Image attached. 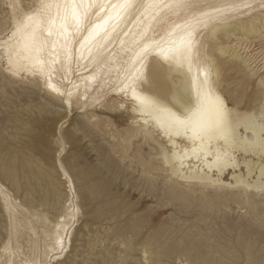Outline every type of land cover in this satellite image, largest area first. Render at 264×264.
Listing matches in <instances>:
<instances>
[{"label":"rangeland","instance_id":"374dc122","mask_svg":"<svg viewBox=\"0 0 264 264\" xmlns=\"http://www.w3.org/2000/svg\"><path fill=\"white\" fill-rule=\"evenodd\" d=\"M21 5L25 11L36 7L34 0H21ZM10 16L9 1L0 0L3 40L12 28ZM256 28L229 40L240 42L239 54L250 59L252 72L238 58L216 49L211 53L229 104L264 122V20ZM0 65L6 68L3 61ZM5 71L0 70V184L16 212L6 209L0 193V264L10 251L16 264L27 259L41 264H264V194L177 182L161 156L165 142L155 133V140L146 138L131 111L107 103L68 109L47 94L42 82ZM163 83L170 94L173 80L166 77ZM30 185L35 186L32 195ZM70 204L64 251L52 253L48 235Z\"/></svg>","mask_w":264,"mask_h":264},{"label":"bare ground","instance_id":"6f19581e","mask_svg":"<svg viewBox=\"0 0 264 264\" xmlns=\"http://www.w3.org/2000/svg\"><path fill=\"white\" fill-rule=\"evenodd\" d=\"M7 1L10 4L12 28L4 40L1 38L0 28V61L5 63L6 70L9 55H11L13 60L28 70L20 71L18 74L6 70V73L14 78H20L25 74L42 82L47 94L54 99H59L61 101L59 103L68 109L74 106L84 109L97 103H107L115 110L131 111L135 117L134 123L140 125L141 133L144 131L146 138L155 140L153 137L155 133L165 142V145L161 147V156L168 167L166 172L169 171L177 182L213 190L218 188V190H242L246 193L262 194L258 189L264 182V122L258 120L253 112L240 111L229 104L219 89L220 67L211 53L216 49L218 53L228 54L243 61L248 69H252L251 72L254 70L251 67L250 59L239 54L240 42H229V40L234 35L255 30L257 24L264 20V7L260 6L262 0H248L253 5L251 8H239L223 14L212 13L216 17L215 19L201 15L202 12H211L207 5L225 2L243 3L245 0H190L191 3L199 5V7L177 10L176 12L153 9L141 14L143 10L139 12L132 10L130 14L125 15L119 21L109 20L106 26L107 32H101L100 37H96L91 42H85L84 39L91 30L90 26H94V23H102L103 19L111 13V9L106 8L104 11H100L99 8H91L89 19L79 26V31H77L78 26L71 16L67 20L64 19V5L72 3L73 0H34L36 7L28 11L22 9L21 0ZM76 2L79 3L80 0H76ZM87 2H91V0H87ZM99 2L100 0H97V3ZM116 2L117 0H111L113 4ZM197 19L199 23H196ZM186 21H193L195 25L194 34L198 41L197 49L200 52V56L192 58L191 66L184 58V47L181 45V38L188 30L183 27ZM113 25H116L115 32L112 31ZM177 25L181 27H177ZM145 28H147V32L143 39H140L139 34ZM49 30L51 35H49ZM170 32L173 34L169 37L168 33ZM108 33L111 34L110 38L103 47H100L99 41ZM125 33L127 34L125 35ZM162 37L168 40L174 50L168 53L169 59L164 60L157 55L153 48H149L145 53L147 69L155 67L157 73H164V78L172 79L173 90L168 94V89L161 80L152 92H145L143 83L137 91L141 95L151 96L155 92L158 96H167L168 99L164 97V103L172 112H176V108L172 106L176 100L187 96L192 102L193 111L185 113V115L191 116L198 128H211L218 120L215 103V97L218 96L227 109L224 137L213 136L210 140L207 137L201 139L194 136L191 127L184 134L177 135L174 129L167 128L165 115L161 114L158 121L154 116L139 110L140 106L133 99L130 90H120L123 87L121 81L124 70L132 63L140 46L147 42L155 47L154 42L161 41ZM222 38H227L228 41L223 42ZM247 39L249 40V38ZM66 40H70L72 44L70 62L66 61L64 57L63 45ZM133 40H139V43L133 44ZM81 44L84 45L83 48H81ZM37 49L40 50L37 51ZM38 59L43 63H38ZM53 59H57L58 62L50 64ZM154 62H156L155 65ZM49 68L54 69L50 74ZM205 73H207L210 86L207 96L203 94L202 90ZM53 87L58 91H54ZM128 104L131 105L130 108L127 107ZM260 106L263 117L264 101ZM79 112L77 110V113ZM258 115L260 116V114ZM138 130L139 128L136 131ZM194 149L195 151H193ZM150 162L152 161L150 160ZM61 171L69 188L74 190V181L62 165ZM227 175H230V181L225 179ZM30 187L32 189H28L32 195L35 186L30 185ZM0 193L6 209L13 213L16 212L9 203V196L1 184ZM33 202V200L29 201L30 204ZM73 208V205H68L66 215L60 216L51 234L48 235L51 239L47 245L52 253L56 252L58 240L64 242V247L66 245L65 233L68 226L66 220L73 216ZM10 253L7 264H16L14 253L12 251ZM26 261L41 264L38 260L27 259ZM19 264L25 263L20 262Z\"/></svg>","mask_w":264,"mask_h":264},{"label":"snow or ice","instance_id":"6c2138e0","mask_svg":"<svg viewBox=\"0 0 264 264\" xmlns=\"http://www.w3.org/2000/svg\"><path fill=\"white\" fill-rule=\"evenodd\" d=\"M253 5L245 0L243 3H235V2H225L220 4H209L208 8L211 9V12H202L201 15L208 16L209 19H215L212 13L223 14L229 11H235L239 8H251ZM261 7H264V0L261 2ZM45 7H48L45 5ZM96 7L99 8L100 11H104L106 8L111 9V13L107 18L103 19L102 23H94V26H90L91 30L88 32L87 37H85V42H91L96 39V37H100L101 32H107L106 26L109 23V20L116 19L117 21L124 18L125 15H128L132 12V10L140 11L143 10L141 14L149 12V10L159 9V10H170L176 12L177 10H186L193 7H199V5L193 4L190 0H117L116 3H111V0H100L97 3V0H91V2H87V0H80L79 3L76 0H73L72 3H66L64 5L65 8V16L64 19L67 20L69 16L75 20L77 24V31H79V26H82L86 20L89 19V11L91 8ZM79 9V11H78ZM196 23H199V20H196ZM177 27H181L177 25ZM186 29L185 36L181 38V45L184 47V58L191 66L192 58L200 56V52L197 49L198 41L195 37V25L193 21H186L183 25ZM112 31H116V25L112 26ZM174 31V30H173ZM147 32V28L144 29L139 34V38L143 39L144 35ZM127 33H125L126 35ZM173 33H168L170 37ZM49 35H51V31L49 30ZM110 33L103 36L99 41V46L103 47L104 43L110 38ZM139 40H133V44H138ZM174 43V42H172ZM153 44L144 43L140 46L139 51L135 53V58L128 68L124 70L123 79L121 83L123 87L120 89L124 91L125 89L130 90L132 97L136 100L140 106L139 110L145 112L149 115L154 116L159 121V117L161 114L165 115L167 120V128L174 129L175 134L181 135L184 134L185 131L191 127L194 136H198L201 139L207 137L209 140L213 138V136L217 138L224 137L226 131V121H227V109L224 107L223 101L217 96L215 97L216 110L218 113V120L211 128L200 127L198 128L193 121L191 116H186L185 113L193 111L192 102L188 99L187 96H184L182 99L176 100V102L172 105L176 108V112H172L167 104L164 103L165 98L158 96L155 92L151 96L141 95L137 89L140 87L141 83L144 85L145 92H152L153 88L156 87L161 80L164 78V73H157L155 67L152 69H147V57L145 53L148 52L149 48H153L156 51L157 55L161 56L164 60L169 59V52H172L174 49L171 47V44L167 39L163 38L161 41L154 42ZM84 45L81 44V48ZM64 48V57L66 61H71L72 58V44L70 40H66L63 45ZM40 49H37L39 51ZM138 61V64H137ZM38 63H43L42 61L37 60ZM57 59H53L50 61V64L57 63ZM156 62H154L155 65ZM0 70H5L3 65H0ZM7 71L12 72L13 74H18L20 71L28 70L25 66L20 65L17 61L12 59V56L9 55ZM54 69L49 68V74ZM147 70V74H146ZM209 82L207 78V73H205V80L202 84L203 94L205 96L208 95L209 90ZM54 91H58V89L53 87ZM71 95V92H69ZM171 103V102H169ZM199 111V109H196ZM179 113V114H177ZM181 117H184L183 119ZM195 151V149L193 150ZM262 194H264V182L260 185L258 189ZM56 253H60L64 251V242L62 240L57 241ZM7 264V261L5 262ZM25 264H35L34 261H26Z\"/></svg>","mask_w":264,"mask_h":264}]
</instances>
